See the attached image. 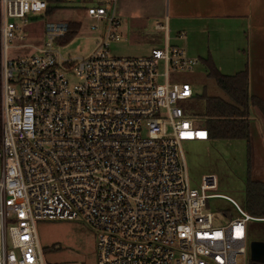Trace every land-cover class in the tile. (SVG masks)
<instances>
[{
  "label": "built area",
  "instance_id": "built-area-1",
  "mask_svg": "<svg viewBox=\"0 0 264 264\" xmlns=\"http://www.w3.org/2000/svg\"><path fill=\"white\" fill-rule=\"evenodd\" d=\"M78 1L99 33L88 57L63 59L69 24H49L46 43L12 61L8 21L47 4L0 0V264H45L35 223L76 219L96 234V264H250L247 224L264 220L228 200L237 216L216 226L214 176L188 183L181 143L209 140L181 80L199 61L167 40L147 58L111 57L117 0Z\"/></svg>",
  "mask_w": 264,
  "mask_h": 264
},
{
  "label": "rangeland",
  "instance_id": "rangeland-1",
  "mask_svg": "<svg viewBox=\"0 0 264 264\" xmlns=\"http://www.w3.org/2000/svg\"><path fill=\"white\" fill-rule=\"evenodd\" d=\"M87 4L78 0H64L51 13L31 14L23 20H9L8 25L16 27L17 38L13 48L7 52L10 60L31 56L34 47L46 43V26L49 24H77L78 31L66 44L58 45L55 50L65 60L88 57L99 44V33L91 30L96 21L86 17ZM116 18L120 22V41L108 46L109 56L123 59L147 58L152 50L164 49V35L155 30L156 24H163L162 3L148 2L141 6L116 3ZM1 20V14H0ZM168 46L184 49L190 58L198 60L193 72L182 77L188 82L194 94L221 96V92L206 80V70L201 64V35L179 41L170 35ZM27 46V47H24ZM205 47V44H203ZM202 110V105H201ZM1 112V104H0ZM194 128L204 129V120L194 123ZM1 129V116H0ZM1 132V131H0ZM181 151L185 160L187 179L191 189L198 190L205 176H214L216 189L208 194L222 197L207 201V210L216 217L215 225L226 224L237 216L234 207H243L244 186L246 181V145L242 140L207 142H183ZM1 171V168H0ZM224 215V216H222ZM35 233L42 259L45 264H96V234L82 220L37 221ZM264 243V222L247 224V245L250 259V244ZM8 248V247H7ZM9 249V248H8ZM251 261V259H250ZM252 263V261H251Z\"/></svg>",
  "mask_w": 264,
  "mask_h": 264
},
{
  "label": "crops",
  "instance_id": "crops-1",
  "mask_svg": "<svg viewBox=\"0 0 264 264\" xmlns=\"http://www.w3.org/2000/svg\"><path fill=\"white\" fill-rule=\"evenodd\" d=\"M148 2L154 0H117L116 3L141 6ZM157 2L162 3L164 22L156 24L155 30L163 32L164 44L171 34L179 41L201 35V61L210 60L224 76L246 70L249 94L264 104V0ZM180 35L184 38L179 39ZM248 121L251 178L264 183V116L251 108Z\"/></svg>",
  "mask_w": 264,
  "mask_h": 264
},
{
  "label": "trees",
  "instance_id": "trees-1",
  "mask_svg": "<svg viewBox=\"0 0 264 264\" xmlns=\"http://www.w3.org/2000/svg\"><path fill=\"white\" fill-rule=\"evenodd\" d=\"M44 2L47 4L46 14H49L64 0H44ZM78 29L79 25L69 24L68 33L59 40V45L70 41ZM200 62L206 70V80L218 89L222 95L207 94L204 86L203 93L194 94V97L190 100L189 111L194 117L204 120L209 140H242L245 142L246 181L242 209L248 216L264 220V183L252 180L250 172L248 121L251 108H256L264 116V104L249 94L246 70L233 76H224L217 71L210 60ZM250 264L252 263L250 262Z\"/></svg>",
  "mask_w": 264,
  "mask_h": 264
},
{
  "label": "water",
  "instance_id": "water-1",
  "mask_svg": "<svg viewBox=\"0 0 264 264\" xmlns=\"http://www.w3.org/2000/svg\"><path fill=\"white\" fill-rule=\"evenodd\" d=\"M250 259L253 264L264 259V243L253 242L250 244Z\"/></svg>",
  "mask_w": 264,
  "mask_h": 264
},
{
  "label": "flooded vegetation",
  "instance_id": "flooded-vegetation-1",
  "mask_svg": "<svg viewBox=\"0 0 264 264\" xmlns=\"http://www.w3.org/2000/svg\"><path fill=\"white\" fill-rule=\"evenodd\" d=\"M252 264H253V262H252ZM256 264H264V259L256 262Z\"/></svg>",
  "mask_w": 264,
  "mask_h": 264
},
{
  "label": "bare ground",
  "instance_id": "bare-ground-1",
  "mask_svg": "<svg viewBox=\"0 0 264 264\" xmlns=\"http://www.w3.org/2000/svg\"><path fill=\"white\" fill-rule=\"evenodd\" d=\"M200 136H201V137H203L204 135H203V134H201Z\"/></svg>",
  "mask_w": 264,
  "mask_h": 264
}]
</instances>
